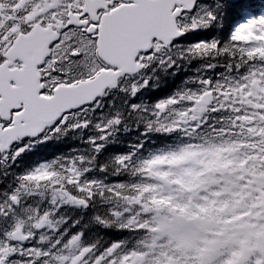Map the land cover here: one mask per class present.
<instances>
[{"label":"trees","instance_id":"obj_1","mask_svg":"<svg viewBox=\"0 0 264 264\" xmlns=\"http://www.w3.org/2000/svg\"><path fill=\"white\" fill-rule=\"evenodd\" d=\"M237 16L230 8L207 29L190 30L165 58L145 65L135 84L120 85L95 108L0 156V209L6 194L21 192L0 211V248H10L1 264H97L104 254L105 264H119L126 253L143 249L149 232L133 226L131 213L134 202L158 204L146 175L150 162L229 138L236 98L225 86L253 68L264 71V35L236 34ZM207 87L219 95L214 113L176 125L172 110L164 118L155 110ZM22 217L28 244L13 242L6 227L2 232L6 222L12 229Z\"/></svg>","mask_w":264,"mask_h":264},{"label":"water","instance_id":"obj_2","mask_svg":"<svg viewBox=\"0 0 264 264\" xmlns=\"http://www.w3.org/2000/svg\"><path fill=\"white\" fill-rule=\"evenodd\" d=\"M197 0H153L145 5L148 12L142 17L143 21L138 25L131 23L121 24L118 28L108 32L104 36V44L109 46V63L119 68L114 74H99L93 80L80 83L76 86L60 87L54 91L49 98L28 92L27 82L34 66L42 59L47 43L41 44L30 39L24 44L15 46L12 53L24 60L21 69L9 71L5 66L0 67V113L3 109L12 108L19 101L24 103L23 115L17 120L13 127L0 129V149L8 147L18 138L37 135L42 129L51 125L63 114L75 110L80 106L94 101L101 95L114 79L123 75L126 71L133 70L132 59L137 52L149 49L151 40L156 38L164 44L171 43L174 39L182 36L176 27V17L182 11H190ZM182 7L172 11L175 5ZM121 14L122 11H120ZM140 12H134L133 16ZM125 20L129 21L126 17ZM45 39H49L54 33L50 30H43ZM102 46V42H101ZM35 54V56H33ZM133 62V61H132ZM15 73L16 78L12 76ZM14 78L17 86L8 85V80ZM212 101L210 92L200 96L195 103L199 106H207ZM16 240H25L26 236L21 230L12 232Z\"/></svg>","mask_w":264,"mask_h":264},{"label":"rangeland","instance_id":"obj_3","mask_svg":"<svg viewBox=\"0 0 264 264\" xmlns=\"http://www.w3.org/2000/svg\"><path fill=\"white\" fill-rule=\"evenodd\" d=\"M55 0H46V4L43 9L42 15H52L53 12H50L51 7H47L48 4L53 5ZM39 2H37L38 4ZM16 8L19 11H22L23 8ZM38 13V12H37ZM36 13V14H37ZM34 15H28V17H35ZM41 18V16H40ZM248 20V21H247ZM255 24L251 19L244 20L240 25H238V30L247 31L249 34L252 30H256L254 27ZM256 31L252 32V35ZM257 32L256 36L258 37L259 33ZM154 51H160L159 45L155 46ZM92 69L94 66L89 65ZM86 68V67H85ZM88 71V70H87ZM249 79V78H248ZM251 82V79H249ZM264 82V76L259 79L258 85H262ZM233 94H236L235 97L244 98L246 96H251L254 94L252 86L249 84L248 87L244 89L240 85H235L232 88ZM250 103H255V101H250ZM243 108L247 106V102H241ZM178 119L182 120L184 117L194 115L195 111L192 107L187 109H176L175 111ZM247 115L248 113L245 112ZM239 145H236L235 148H239ZM225 153L220 154L221 151L217 149L216 151H211L210 148L206 150H197V149H184L178 154H171L169 157H160L154 158L146 169L147 180L152 183V189L156 191L155 195L157 196L158 205L155 207L152 206H143L141 202H134L139 212L142 213L141 220L145 218V225L151 232L154 234V241L148 243V252H136L131 254H125L121 257L119 264H172L176 263V260L172 263H169L166 256H162L160 250H156L151 253V248L158 247L162 249L164 246H169L170 242L167 240L159 241L161 238H169L174 242L172 244H188L190 242L189 236L187 233L189 230H182L179 225H186L188 222L186 217L180 214V201L182 196L184 198H189L190 201H197L203 197V190L196 189L200 186H217L228 184V181H232L231 173L232 172V162L231 158L234 153V148L232 147H222ZM210 155V156H208ZM208 157V158H207ZM257 160L249 163L248 166L254 165L256 167ZM247 168H245L246 170ZM255 170L249 172H242L243 176L250 175L254 173ZM247 173V174H246ZM216 174L213 178L210 175ZM220 174V175H219ZM231 174V175H229ZM206 175V176H205ZM219 175V180L217 179ZM202 181V182H201ZM204 184V185H202ZM186 190H190L189 193H186ZM194 192H198L195 194ZM15 195L19 196V192L15 191ZM155 195L153 198H155ZM24 209V207H23ZM264 210V199L258 203L256 211L253 218H259L258 221H251L248 219L246 222L241 221L237 224H234L232 233H234L235 240H239L240 243L247 242L250 251L254 249H260L262 253L264 251V214L260 215V212ZM19 225H22L23 222L18 220ZM193 222H189V226H192ZM239 237V238H237ZM177 245V246H179ZM115 248L112 250L114 251ZM156 254V257L153 259L152 255ZM231 254H227L229 258ZM243 255L239 256V260ZM103 258V256L101 257ZM100 258V259H101ZM99 259V260H100ZM148 261V263H146Z\"/></svg>","mask_w":264,"mask_h":264},{"label":"flooded vegetation","instance_id":"obj_4","mask_svg":"<svg viewBox=\"0 0 264 264\" xmlns=\"http://www.w3.org/2000/svg\"><path fill=\"white\" fill-rule=\"evenodd\" d=\"M122 3H123L122 0H95L92 3L93 7L92 9H90V11L91 12L94 11L97 18L96 20H99L105 12L114 9L115 7L121 5ZM213 4L217 9H223L228 6V4L226 3L213 2ZM82 5H83V0H70L69 4L66 6L67 13L72 12L76 15H80L82 11ZM185 15H183L181 19L183 17L185 18L186 17ZM209 16L211 17V15ZM181 19H179L178 21L180 26H181ZM57 20L59 23L63 22L64 17H60ZM77 22L83 24L82 27L74 26L65 31H63V28H59V31L61 32V37L60 40L51 47L50 58H53L54 55L58 56L59 54L62 56L64 63L60 64V69L62 71L56 72L57 78H54V75L50 70H45V74L46 73L49 74L43 77L45 90H49V88L53 86V83L68 84L83 79L84 78L83 76H87V74L82 75L81 71L83 69L89 70V65L86 66L85 68L81 64H86L87 62H89V60H92V56H91L92 52L89 51L92 50V47L90 48V43L93 44V49H94L95 41L92 35H88L86 33V30L89 29L90 26H94L95 30L97 31L98 22L92 21L91 15L89 14H85L79 17L77 19ZM202 25L205 26V24ZM204 29H206V27L198 28V30H204ZM68 32H70V34L71 33L77 34V39L71 41L73 42L74 46L73 45L70 46L68 42H64L63 40L64 35ZM81 36L83 37V40L81 39ZM93 54H95V51L93 52ZM103 68L105 69L107 67L104 65Z\"/></svg>","mask_w":264,"mask_h":264}]
</instances>
